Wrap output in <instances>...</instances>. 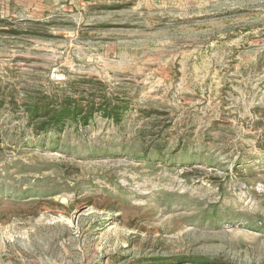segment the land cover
Returning a JSON list of instances; mask_svg holds the SVG:
<instances>
[{
	"label": "rangeland",
	"instance_id": "1",
	"mask_svg": "<svg viewBox=\"0 0 264 264\" xmlns=\"http://www.w3.org/2000/svg\"><path fill=\"white\" fill-rule=\"evenodd\" d=\"M0 264H264V0H0Z\"/></svg>",
	"mask_w": 264,
	"mask_h": 264
},
{
	"label": "trees",
	"instance_id": "2",
	"mask_svg": "<svg viewBox=\"0 0 264 264\" xmlns=\"http://www.w3.org/2000/svg\"><path fill=\"white\" fill-rule=\"evenodd\" d=\"M73 101L68 97L64 98L59 107H55L53 102L47 101V103L35 102L29 108V113L32 116V119H38L39 117H48L49 120L53 121L51 126H55L56 129L60 130L64 127L65 121L69 119L82 121L83 124H87L89 119L93 116L92 114H83L84 105L82 104H73ZM90 109L91 106H90ZM105 114L112 119H119L121 116V111H119L116 106L114 107H104L102 108ZM43 130L48 128L47 125L41 124Z\"/></svg>",
	"mask_w": 264,
	"mask_h": 264
}]
</instances>
